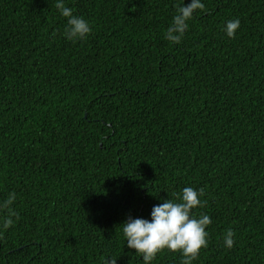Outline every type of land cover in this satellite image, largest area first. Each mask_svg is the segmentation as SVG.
<instances>
[{
    "label": "trees",
    "instance_id": "obj_1",
    "mask_svg": "<svg viewBox=\"0 0 264 264\" xmlns=\"http://www.w3.org/2000/svg\"><path fill=\"white\" fill-rule=\"evenodd\" d=\"M56 2L0 0V264H144L120 225L185 187L211 219L191 264H264V0H201L179 44L189 0H64L75 41Z\"/></svg>",
    "mask_w": 264,
    "mask_h": 264
},
{
    "label": "clouds",
    "instance_id": "obj_2",
    "mask_svg": "<svg viewBox=\"0 0 264 264\" xmlns=\"http://www.w3.org/2000/svg\"><path fill=\"white\" fill-rule=\"evenodd\" d=\"M55 7L67 18L64 34L68 40L84 39L90 34L89 23L84 18L75 16L72 9L65 6L64 0H57ZM202 9L204 4L201 0H189L187 5L178 4L165 38L173 44H179L188 29L187 21L192 19L197 10ZM239 26V19L228 21L225 25L227 36L233 37ZM203 194V189L197 191L192 187H185L178 197L179 202L166 199L153 206L150 221L129 216L120 225L127 247L139 254L144 264H150L165 249L173 253L180 252L184 257L183 264H191L208 243L206 228L211 224L210 217L206 214L199 218L192 215V210L201 206L200 197ZM14 200L15 193H10L0 205V208L7 210V217L3 222L5 229L13 224L12 217L16 216V212L10 208ZM224 244L228 248L233 246L234 233L231 230L226 231ZM116 261L117 259L109 257L104 264H116Z\"/></svg>",
    "mask_w": 264,
    "mask_h": 264
}]
</instances>
